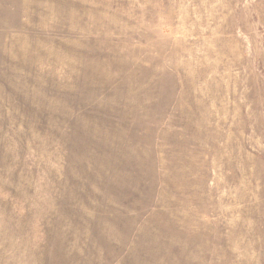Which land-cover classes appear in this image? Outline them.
<instances>
[{
	"label": "rangeland",
	"instance_id": "374dc122",
	"mask_svg": "<svg viewBox=\"0 0 264 264\" xmlns=\"http://www.w3.org/2000/svg\"><path fill=\"white\" fill-rule=\"evenodd\" d=\"M0 264H264V0H0Z\"/></svg>",
	"mask_w": 264,
	"mask_h": 264
}]
</instances>
